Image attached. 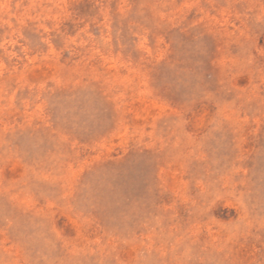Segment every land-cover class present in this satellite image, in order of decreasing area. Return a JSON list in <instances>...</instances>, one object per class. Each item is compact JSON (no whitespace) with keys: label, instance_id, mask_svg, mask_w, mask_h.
<instances>
[{"label":"rangeland","instance_id":"obj_1","mask_svg":"<svg viewBox=\"0 0 264 264\" xmlns=\"http://www.w3.org/2000/svg\"><path fill=\"white\" fill-rule=\"evenodd\" d=\"M0 264H264V0H0Z\"/></svg>","mask_w":264,"mask_h":264}]
</instances>
